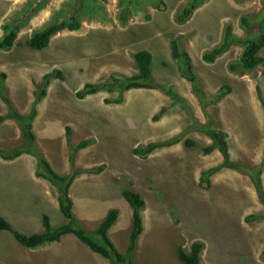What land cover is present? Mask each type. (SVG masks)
I'll list each match as a JSON object with an SVG mask.
<instances>
[{
    "label": "rangeland",
    "instance_id": "374dc122",
    "mask_svg": "<svg viewBox=\"0 0 264 264\" xmlns=\"http://www.w3.org/2000/svg\"><path fill=\"white\" fill-rule=\"evenodd\" d=\"M188 0H0V38L12 21L21 20L15 44L0 49V73L13 106L32 105V91L42 76L59 69L63 78H52L47 96L38 108L34 125L35 145L53 169L64 174L81 166L104 168L81 173L71 184L72 214L84 229L94 230L111 208L118 216L108 235L124 253L131 231L132 209L123 189L138 192L145 201L141 210L142 232L132 264H184L178 246L188 252L201 241L200 264H264V205L243 170L223 167L209 175L201 172L223 160L208 129L226 133L230 158L260 169L264 188V67L229 69L244 44L238 40L264 31L259 20L264 0H200L183 21L177 19ZM79 8L76 30L62 29L41 49L27 46L28 37L55 20L69 21ZM126 8V19L119 14ZM251 22L243 27L240 17ZM235 39L213 62L202 54L219 44L225 26ZM187 51L204 101L183 75L182 65L171 55V41ZM144 49L151 54V87L121 91L99 90L84 98L75 96L84 83H105L111 76L137 73L132 54ZM264 54V50L260 51ZM227 93L217 102L212 97L223 85ZM169 90L179 99H174ZM122 97L119 103L105 98ZM20 100V102H19ZM24 101V102H22ZM31 103V104H30ZM0 101V113H6ZM158 115L157 119L153 117ZM0 121L2 125L5 121ZM75 145L91 139L89 146L68 158L64 126ZM178 142L157 147L147 155L132 149L168 138ZM193 143L187 145L185 140ZM79 167V168H80ZM57 189L34 176L21 163L0 162V214L12 227L26 234L43 231L42 214L52 226L67 221L57 204ZM256 218L247 220V216ZM0 264H110L91 251L74 234L59 241L27 248L11 232L0 231Z\"/></svg>",
    "mask_w": 264,
    "mask_h": 264
},
{
    "label": "trees",
    "instance_id": "16d2710c",
    "mask_svg": "<svg viewBox=\"0 0 264 264\" xmlns=\"http://www.w3.org/2000/svg\"><path fill=\"white\" fill-rule=\"evenodd\" d=\"M200 0H188L182 10L178 13L177 19L179 21L185 20L193 10L198 6ZM79 8H73L68 16L69 21L64 20H55L45 26L43 29L36 31L31 34L27 40V44L33 49H42L49 43L52 35L57 33L62 29L76 30L80 26V22L77 19V13ZM127 9L124 8L119 14L121 20H125ZM21 20H15L5 25L8 29L0 38V49L7 50L9 49L16 38V31L19 27V22ZM240 23L243 27H249L251 22H249L246 16L240 17ZM260 26L264 23V14L259 20ZM236 38L230 35V26L226 25L224 29V34L222 40L219 44L211 48L209 51L204 52L202 59L206 62H213L215 58L221 54L224 50L228 48L230 43L235 41ZM244 44L242 52L239 55V58L235 62L229 63V69L235 70L237 68H242L244 70H251L257 65H262L264 67V54H260L261 50H264V31H260L255 37H247L242 40H238ZM171 55L173 58L178 59L182 65L183 75L190 81L191 87L194 89V92L199 96L201 101H204V92L199 89L197 84V77L193 73L190 56L187 51L181 49L176 40L171 41ZM138 71L135 74L126 76L123 78H118L111 76L109 82L105 83H85L82 88L76 90L75 96L77 98H84L88 94H94L99 90L105 89L107 91H114L119 89L121 91L135 89V88H144L151 87L153 84L151 82V54L149 51L140 49L135 51L132 54ZM52 77L63 78V74L59 69H52L50 72L43 75L41 83L37 89L34 90L33 95L34 99L32 105L29 109V112L26 115H22L13 110L10 106L8 107L7 117L18 118L23 123V133L27 141V147H16L11 150H2L0 149V158L5 160H12L18 157L21 153L26 152L35 157L36 168L35 176L42 177L47 179L56 189H57V202L58 208L67 221L58 226H52L47 214H42L41 223L43 226V231L38 233L26 234L15 230L12 225L0 214V231L7 230L10 231L15 239L27 248H33L48 242L58 241L60 238L67 234H74L80 241L86 244L93 252L100 254L102 257L106 258L111 264H132V252L135 248L136 241L138 236L142 232V217L141 210L144 207L145 201L142 196L133 190L123 189L121 194L127 200L128 204L132 209V220H131V231L129 235L128 245L124 253H121L117 250L114 243L111 241L108 230L115 222L118 216V210L111 208L107 211L104 218L98 224V227L94 230H86L82 228L76 221L74 215L72 214L73 202L69 196V188L75 179V177L83 172L95 173L101 171L104 166L99 165L97 167H80L72 168L66 174L57 173L50 163L40 154V152L35 147V135L32 130V121L37 114V104L40 99L46 94V86L49 83V80ZM5 78V73H0V97L8 102L7 96L5 94V89L3 85V79ZM229 89L228 85H223L212 97L211 101H219ZM257 96L261 100L262 105L264 106V101L261 96V91L258 86H256ZM169 94L174 99H179V96L172 90L168 91ZM122 100V97H116L114 99L105 98V102L108 103H119ZM154 119L158 118V115L153 117ZM4 119V116H0V121ZM66 132V141L69 148L68 158L72 161L73 154L87 147L91 139H82L75 145H72L70 136H69V126H65ZM207 133L212 139V143L205 146L203 149L204 153H210L216 145L222 154L223 160L221 163L217 164L214 167H211L205 171L201 172V176L206 177V181L209 184V175L217 170L227 167L233 169L243 170L250 178L252 184L254 185L256 194L264 205V188L261 180L260 169L254 166H246L240 161H235L230 158L229 152L226 147V133L219 129H208ZM178 138H168L160 141L151 142L143 148L135 147L132 151L138 155H147L150 151L157 147L168 146L178 142ZM185 143L191 145L193 142L186 139ZM261 163H264V148L262 151ZM256 215L247 216V220L256 218ZM203 249V243L201 241H194L191 243L189 251L185 252L181 246L176 250L177 258L180 262L184 264H200L199 257L200 252ZM264 255V250L262 251Z\"/></svg>",
    "mask_w": 264,
    "mask_h": 264
},
{
    "label": "crops",
    "instance_id": "0c3cea01",
    "mask_svg": "<svg viewBox=\"0 0 264 264\" xmlns=\"http://www.w3.org/2000/svg\"><path fill=\"white\" fill-rule=\"evenodd\" d=\"M15 108H17L20 112L27 111V107L21 106V103H19V107H15ZM37 119H38V116L35 117L33 120L34 125ZM25 145H26V139L23 134L22 125L20 121L10 119V120L5 121L2 125H0V149L8 150V149H12L17 146H25ZM0 162L1 163H6V162L21 163L22 166H28L29 168L31 166L33 168V162H34V172H35V166H36L35 159L34 157H32L30 154H27V153H23L19 157L12 159V160H5V159L0 158Z\"/></svg>",
    "mask_w": 264,
    "mask_h": 264
},
{
    "label": "clouds",
    "instance_id": "9594fccd",
    "mask_svg": "<svg viewBox=\"0 0 264 264\" xmlns=\"http://www.w3.org/2000/svg\"><path fill=\"white\" fill-rule=\"evenodd\" d=\"M16 36H17V33H16ZM31 36V35H30ZM29 36V37H30ZM29 37H28V39H29ZM27 39V40H28ZM15 40H16V38H15ZM15 40H14V43L13 44H15ZM231 44V43H230ZM48 45V44H47ZM13 46V45H12ZM11 46V47H12ZM27 46L28 47H30L28 44H27ZM10 47V48H11ZM46 47V46H45ZM44 47V48H45ZM9 48V49H10ZM31 48V47H30ZM213 48V47H212ZM31 49H33V48H31ZM43 49V48H42ZM1 50H3V49H1ZM8 50V49H7ZM37 50V49H36ZM39 50H41V49H39ZM207 52V51H206ZM203 55V54H202ZM258 66V65H257ZM45 75V74H44ZM43 77V76H42ZM116 77V76H115ZM52 78H54V77H52ZM51 78V79H52ZM51 79L49 80V83H48V85L46 86V94L40 99V101L38 102V104H37V114H36V116L35 117H37L38 116V106H39V104H40V102H41V100L44 98V97H46L47 96V93H48V88H49V84H50V81H51ZM59 79H61V78H59ZM42 80V79H41ZM40 83H41V81L38 83V85L36 86V88L35 89H37L38 87H39V85H40ZM85 84V83H84ZM83 84V85H84ZM5 89V94H6V96H7V100H8V102H6V101H4L1 97H0V101H2V103L4 104V106L6 107V113H0V116H4V119H13V120H18V121H20V123H21V125H22V127H23V123H22V121L20 120V119H18V118H11V117H7V112H8V107L10 106L13 110H15L17 113H19V114H22V115H26L27 114V111L26 112H20L17 108H15L14 106H13V100H14V97H13V100H10L9 99V94H8V92L6 91V88H4ZM34 89V90H35ZM34 90L32 91V96H33V98H32V101H33V99H34V95H33V92H34ZM103 90H105V89H103ZM88 95H90V94H88ZM32 101H31V103H32ZM14 102H15V100H14ZM16 103V102H15ZM30 103V104H31ZM16 107H19V104H17V106ZM29 107H31V106H29ZM30 109V108H29ZM28 112H29V110H28ZM34 117V118H35ZM39 117V116H38ZM34 120V119H33ZM66 126V125H65ZM65 126H64V134H65V136H66V132H65ZM68 126V125H67ZM32 130H33V121H32ZM33 133H34V131H33ZM69 133H70V128H69ZM24 134V133H23ZM34 135H35V133H34ZM26 139V138H25ZM71 140V139H70ZM35 142H36V138H35ZM67 142V141H66ZM71 143H72V141H71ZM78 143V142H77ZM73 145V144H72ZM89 146V145H88ZM87 146V147H88ZM17 147H24V148H26L27 147V141H26V145L25 146H17ZM35 147H36V145H35ZM87 147H85V148H87ZM14 148H16V147H14ZM14 148H12V149H14ZM85 148H82V149H80V150H83V149H85ZM36 149H37V147H36ZM8 150H11V149H8ZM38 150V149H37ZM80 150H78V151H76L74 154H76V153H78ZM23 153H26V152H23ZM23 153H21V154H23ZM20 154V155H21ZM27 154H29V153H27ZM74 154H73V156H74ZM19 155V156H20ZM18 156V157H19ZM32 156V155H31ZM32 157H34V156H32ZM17 158V157H16ZM15 159V158H14ZM34 159H35V157H34ZM72 160H73V157H72ZM35 163H36V160H35ZM50 163V162H49ZM51 165V164H50ZM52 166V165H51ZM80 167V166H79ZM79 167H77V168H79ZM81 167H85V166H81ZM88 167V166H87ZM86 167V168H87ZM90 167V166H89ZM35 168H36V166H35ZM53 168V167H52ZM71 170V169H70ZM69 170V171H70ZM237 170V169H236ZM68 171V172H69ZM68 172H66V173H68ZM66 173H64V174H66ZM83 173H89V172H83ZM78 176V175H77ZM76 176V177H77ZM75 177V178H76ZM249 177V176H248ZM45 179V178H44ZM47 180V179H46ZM74 181V180H73ZM73 183V182H72ZM51 184V183H50ZM52 185V184H51ZM53 186V185H52ZM54 187V186H53ZM122 192V191H121ZM57 198V197H56ZM71 198V197H70ZM57 204H58V202H57ZM76 219V218H75ZM77 223H78V221H77ZM79 224V223H78ZM80 225V224H79ZM82 227V226H81ZM98 227V226H97ZM96 227V228H97ZM83 228V227H82ZM95 228V229H96ZM110 229V228H109ZM7 231V230H6ZM109 231V230H108ZM10 232V231H9ZM13 235V234H12ZM14 237V236H13ZM62 238V237H61ZM60 238V239H61ZM14 239H15V237H14ZM16 240V239H15ZM59 241V240H58ZM18 242V241H17ZM52 242H54V241H52ZM82 242V241H81ZM19 243V242H18ZM49 243V242H48ZM83 243V242H82ZM22 245V244H21ZM43 245V244H42ZM86 245V244H85ZM40 246V245H39ZM87 246V245H86ZM181 246V245H180ZM25 247V246H24ZM179 247V246H178ZM34 248V247H33ZM87 248H89L88 246H87ZM90 249V248H89ZM91 250V249H90ZM184 250V249H183ZM92 251V250H91ZM185 251V250H184ZM186 252V251H185ZM98 254V253H97ZM133 254V253H132ZM177 254V253H176ZM100 255V254H99ZM101 256V255H100ZM104 258V257H103ZM106 259V258H105ZM179 260V259H178ZM111 264V263H110Z\"/></svg>",
    "mask_w": 264,
    "mask_h": 264
}]
</instances>
